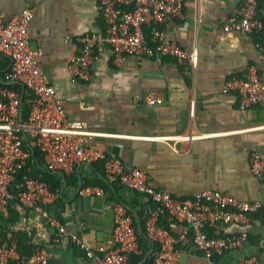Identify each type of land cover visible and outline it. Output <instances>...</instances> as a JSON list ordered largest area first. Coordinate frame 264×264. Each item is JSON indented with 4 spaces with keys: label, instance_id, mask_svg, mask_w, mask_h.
<instances>
[{
    "label": "crops",
    "instance_id": "0c3cea01",
    "mask_svg": "<svg viewBox=\"0 0 264 264\" xmlns=\"http://www.w3.org/2000/svg\"><path fill=\"white\" fill-rule=\"evenodd\" d=\"M239 2L184 0L181 16L152 20L143 26L151 45L156 44L154 30L160 28L187 50H197V62L188 73L168 55H128L115 63L110 46L101 40L95 47L91 76L83 81L68 67L79 49L78 36L105 34L98 0H0V11L8 19L25 6L34 7L28 26L30 45L40 50L39 58L68 118L85 120L96 132L94 142L118 154L127 166L143 169L153 187L176 196L220 189L240 199L263 202L252 221L222 223L210 229L212 234H248L241 248L211 259L194 245L185 223L161 221L179 239L180 264H237L240 255H253L257 264H264V173L257 177L249 161L253 151L264 159V103L242 109L236 93L222 90L230 76L243 75L251 64L261 65L263 41L256 33L222 29V22ZM258 6L264 11V0H259ZM9 67V57L0 53V83L32 95L7 77ZM115 74L131 77L127 93L102 90ZM149 91L162 94L164 101L148 104L145 95ZM33 167L53 193L45 207L92 246L111 238L112 206L124 203L139 235V250L131 256L130 264H153L155 246L145 232V214L153 206L148 195L110 181L101 161L79 162L70 172L47 170L43 158ZM84 185L98 186L103 193L81 195L78 189ZM12 206L19 212L15 230L25 231L33 247L45 248L49 264H97L71 240L60 239L56 228L38 213ZM11 235L8 231L7 239Z\"/></svg>",
    "mask_w": 264,
    "mask_h": 264
},
{
    "label": "built area",
    "instance_id": "2783aa9c",
    "mask_svg": "<svg viewBox=\"0 0 264 264\" xmlns=\"http://www.w3.org/2000/svg\"><path fill=\"white\" fill-rule=\"evenodd\" d=\"M98 3L106 31L103 36L84 33L77 37L79 49L68 67L77 79L85 81L90 78L95 47L101 40L110 46L115 63L128 55L140 58L168 55L186 73L196 64L197 50H187L168 38L160 28L154 30L156 44L151 45L143 30V26L152 20L161 22L181 16L184 0H98ZM258 4L259 0H240L235 12L222 22L225 31L261 33L263 39L259 51L261 65L251 64L243 75L230 76L222 88L224 92L236 93L242 109L264 103V23L257 12ZM33 15V6H25L9 19L0 11V53L10 59L7 77L32 93L26 96L0 83V213L6 210L8 200L15 199L13 204L38 213L56 228L60 239L71 240L97 264H130L131 256L139 250V235L132 214L122 202H115L112 206L111 238L97 246L67 229L50 213L45 204L53 193L33 165L28 166V162L34 164V161L23 147L24 136L34 140L47 170L70 172L79 162L101 161L110 181L148 195L153 206L145 214V232L155 246L153 264H180L179 239L159 222L160 217L185 223L194 245L207 259L241 248L248 239L247 232L212 234L210 229H216L222 223L252 221L263 202L260 199H240L220 189H202L188 196H176L167 189L153 187L143 169L127 166L118 154L94 142L96 132L88 128L85 120L68 118L65 104L58 98L39 58L40 50L30 45L28 26ZM145 100L150 105H157L164 101V97L149 91ZM24 107L26 120L19 119ZM249 161L252 172L261 177L264 173L262 156L253 151ZM12 186L16 188L14 193ZM78 192L81 195H102L103 190L98 186L84 185ZM0 264H49V255L45 248L34 245L31 255L27 259L21 258L17 240L11 235L0 244ZM237 264L257 262L253 255H240Z\"/></svg>",
    "mask_w": 264,
    "mask_h": 264
},
{
    "label": "trees",
    "instance_id": "16d2710c",
    "mask_svg": "<svg viewBox=\"0 0 264 264\" xmlns=\"http://www.w3.org/2000/svg\"><path fill=\"white\" fill-rule=\"evenodd\" d=\"M261 1V0H260ZM264 11L259 8L258 6V15L262 18L263 23H264ZM264 29V28H263ZM259 38L262 39L261 33H256ZM263 44V42H262ZM26 92V88H25ZM25 94V93H24ZM22 119L26 120V107H24L22 111ZM23 136V135H22ZM23 147L26 148L31 155V158L34 162L38 163L42 160V154L39 151L38 147L36 146L34 140L32 138H26L23 136ZM33 163L30 161L28 162V166L32 167ZM27 167L24 168L26 170ZM34 169V167H33ZM18 180H20V175L18 176ZM12 192H16V188L12 186ZM15 201V199H10L6 203V213H0V244L7 240V232L11 231L12 236L16 238L17 240V250L19 253V256L21 258L27 259L31 253H32V248L33 245L30 242L29 236H27V233L22 230H15L14 223L19 217V212L15 208V206H12V203ZM161 221H166L165 217H160L159 222Z\"/></svg>",
    "mask_w": 264,
    "mask_h": 264
},
{
    "label": "clouds",
    "instance_id": "9594fccd",
    "mask_svg": "<svg viewBox=\"0 0 264 264\" xmlns=\"http://www.w3.org/2000/svg\"><path fill=\"white\" fill-rule=\"evenodd\" d=\"M102 90L108 94L121 95L127 93L131 88V77L128 75L115 74L107 83H104Z\"/></svg>",
    "mask_w": 264,
    "mask_h": 264
},
{
    "label": "water",
    "instance_id": "95a60500",
    "mask_svg": "<svg viewBox=\"0 0 264 264\" xmlns=\"http://www.w3.org/2000/svg\"><path fill=\"white\" fill-rule=\"evenodd\" d=\"M19 118L22 119V112H20Z\"/></svg>",
    "mask_w": 264,
    "mask_h": 264
}]
</instances>
